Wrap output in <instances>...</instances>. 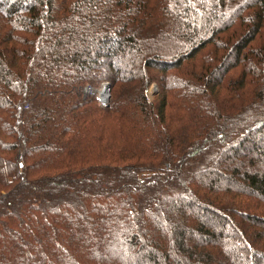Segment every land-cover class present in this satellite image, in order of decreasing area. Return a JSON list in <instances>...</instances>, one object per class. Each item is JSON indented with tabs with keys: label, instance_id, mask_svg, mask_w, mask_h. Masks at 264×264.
I'll return each mask as SVG.
<instances>
[{
	"label": "trees",
	"instance_id": "1",
	"mask_svg": "<svg viewBox=\"0 0 264 264\" xmlns=\"http://www.w3.org/2000/svg\"><path fill=\"white\" fill-rule=\"evenodd\" d=\"M0 264H264V0H0Z\"/></svg>",
	"mask_w": 264,
	"mask_h": 264
},
{
	"label": "rangeland",
	"instance_id": "2",
	"mask_svg": "<svg viewBox=\"0 0 264 264\" xmlns=\"http://www.w3.org/2000/svg\"><path fill=\"white\" fill-rule=\"evenodd\" d=\"M104 83H109V82H107V81H102L98 86H96V87H92V86H90V85H86L84 88H83V90H82V92H83V94L84 95H86V96H93L97 101H98V103H99V105H102L101 104V100H104V98H105V95H106V92H105V94L103 95L102 93H101V91L100 92H98L99 91V88H101L102 87V85L104 84ZM109 86H110V84H109ZM91 88V89H90ZM153 88H155L154 90H153ZM104 89V88H103ZM87 90H91V91H87ZM96 92V93H99L98 95L96 94V93H94V92ZM157 91V87H156V85L155 84H152L150 87H149V89H148V91H147V95H148V97L151 99V98H153V96H154V94H155V92ZM91 93V94H90ZM109 95H110V89H109ZM108 100H109V98H108ZM108 102V101H107Z\"/></svg>",
	"mask_w": 264,
	"mask_h": 264
},
{
	"label": "water",
	"instance_id": "3",
	"mask_svg": "<svg viewBox=\"0 0 264 264\" xmlns=\"http://www.w3.org/2000/svg\"><path fill=\"white\" fill-rule=\"evenodd\" d=\"M102 87H104L105 88V92H106V95H105V98H104V100H102L101 101V104L102 105H106L108 102V98H109V89H110V86H109V83H104L103 85H102ZM155 88H153V90H154Z\"/></svg>",
	"mask_w": 264,
	"mask_h": 264
},
{
	"label": "bare ground",
	"instance_id": "4",
	"mask_svg": "<svg viewBox=\"0 0 264 264\" xmlns=\"http://www.w3.org/2000/svg\"><path fill=\"white\" fill-rule=\"evenodd\" d=\"M103 88H104V87L99 88V91H98V92H100V91L102 90L101 93H102V94H103V93L105 94V88H104V89H103ZM87 91H91V90H87ZM93 92H94V91H93ZM94 93H96V92H94ZM90 94H91V93H90ZM96 94L98 95L99 93H96ZM104 94H103V95H104Z\"/></svg>",
	"mask_w": 264,
	"mask_h": 264
},
{
	"label": "built area",
	"instance_id": "5",
	"mask_svg": "<svg viewBox=\"0 0 264 264\" xmlns=\"http://www.w3.org/2000/svg\"><path fill=\"white\" fill-rule=\"evenodd\" d=\"M101 101H102V100H101ZM101 101H100V102H101Z\"/></svg>",
	"mask_w": 264,
	"mask_h": 264
}]
</instances>
